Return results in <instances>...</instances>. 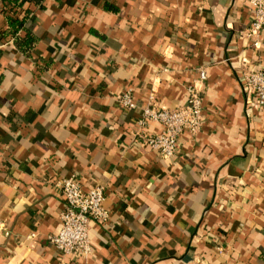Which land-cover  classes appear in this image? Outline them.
Instances as JSON below:
<instances>
[{
	"label": "crops",
	"instance_id": "crops-1",
	"mask_svg": "<svg viewBox=\"0 0 264 264\" xmlns=\"http://www.w3.org/2000/svg\"><path fill=\"white\" fill-rule=\"evenodd\" d=\"M251 14L248 0H0V264H264V106L244 80L264 71V32L247 36ZM192 86L204 126L165 160L135 138L137 119ZM71 176L105 192L89 257L49 242Z\"/></svg>",
	"mask_w": 264,
	"mask_h": 264
},
{
	"label": "built area",
	"instance_id": "built-area-1",
	"mask_svg": "<svg viewBox=\"0 0 264 264\" xmlns=\"http://www.w3.org/2000/svg\"><path fill=\"white\" fill-rule=\"evenodd\" d=\"M252 8L251 21L247 36L255 45L260 43L264 32V0H248ZM201 77L205 73L201 72ZM244 80L252 87L255 99L264 106V71L247 70ZM121 105L127 110L138 107L133 92L124 90L119 97ZM138 128L134 131L137 140L165 160H174L178 156L180 138L184 133L197 136L205 123L203 98L197 86L189 88L186 103L173 108H161L151 102L143 107L142 115L137 119ZM158 124L159 132L144 130L148 124ZM65 199V207L60 213L61 227L49 236V242L62 254L74 257H89L93 253L91 224L106 223L109 211L105 207V192L102 186L84 190L76 177H63L57 183Z\"/></svg>",
	"mask_w": 264,
	"mask_h": 264
}]
</instances>
